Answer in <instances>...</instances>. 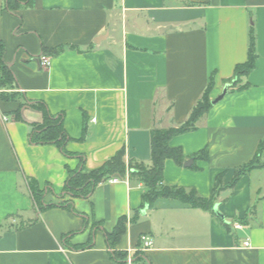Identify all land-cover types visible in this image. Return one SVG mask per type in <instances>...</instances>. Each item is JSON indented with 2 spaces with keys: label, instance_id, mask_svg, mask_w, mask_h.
I'll return each instance as SVG.
<instances>
[{
  "label": "crops",
  "instance_id": "0c3cea01",
  "mask_svg": "<svg viewBox=\"0 0 264 264\" xmlns=\"http://www.w3.org/2000/svg\"><path fill=\"white\" fill-rule=\"evenodd\" d=\"M4 2L0 65L14 82L0 76V264H264V167L219 193L223 218L172 199L144 207L145 185L118 177L89 197L65 194L78 155L88 171L121 151L151 167L153 132L183 124L212 79L211 100L222 94L247 61L253 24L258 61L246 87L229 84L195 131L170 141L193 163L166 160L161 186L210 198L220 174L231 182L264 142V0H35L15 11ZM36 103L63 114L74 156L31 142V125L44 120ZM28 180L52 207L40 210ZM124 218L110 248L107 234ZM144 235L154 244L143 252Z\"/></svg>",
  "mask_w": 264,
  "mask_h": 264
},
{
  "label": "trees",
  "instance_id": "16d2710c",
  "mask_svg": "<svg viewBox=\"0 0 264 264\" xmlns=\"http://www.w3.org/2000/svg\"><path fill=\"white\" fill-rule=\"evenodd\" d=\"M35 0H5L4 6L9 11L19 10L21 8H32ZM255 26L252 24L249 30L248 58L243 64L236 66L234 76L228 84L240 86L239 89L246 87L244 80L255 70L258 61L257 40ZM1 66V65H0ZM0 76L3 86H10L14 82L13 74L3 65L0 67ZM214 89V80L212 79L202 97L193 107L188 119L176 128L158 129L153 132L151 146V167L145 164L126 163L125 151H121L114 158L110 159L102 168L95 171L85 169V156L78 155L81 160V168L77 171H70L65 187V194L71 197H89L94 189L103 181L118 177L128 179L130 182L136 181L142 183L148 189L143 195L144 207H153L159 199H172L180 201L192 208H199L214 212L216 199L219 193L224 190L233 189L238 181L251 171L263 168L261 156L264 150V142L255 158L247 165L236 169L231 182L224 183L225 174H220L214 186L213 194L210 198H203L195 189L187 190L185 188L162 187L165 162L168 159L175 161L183 166L187 160L181 148H175L170 145V141L185 133L193 132L198 128V123L205 117L212 108L210 98L211 91ZM22 107V106H21ZM20 107V108H21ZM34 107L43 113V123L31 125L30 140L34 144L56 145L66 156H74L67 150V144L71 138L67 134L63 124V114L53 115L44 103H36ZM17 119L21 118L20 109L16 112ZM76 156V155H75ZM207 151L196 156V158H206ZM32 192L34 203L45 210L51 205L44 204V191H42L34 180H28ZM257 215V203L250 211V216ZM126 218L120 220L113 234H107V242L112 248L119 237L125 232ZM91 247L83 246L81 249Z\"/></svg>",
  "mask_w": 264,
  "mask_h": 264
},
{
  "label": "built area",
  "instance_id": "2783aa9c",
  "mask_svg": "<svg viewBox=\"0 0 264 264\" xmlns=\"http://www.w3.org/2000/svg\"><path fill=\"white\" fill-rule=\"evenodd\" d=\"M51 62L52 61H51V58L50 57L45 56V55L41 57L42 67H44V68H50ZM4 120H7V119L5 118ZM116 181H118L117 178L113 179V182H116ZM240 227H241V225H239V224H236L235 225V228L236 229H239ZM153 244H154V242H153L152 237L149 236V235H144V236L141 237V247H140V250L143 251V252L144 251H147L148 249L152 248ZM250 246H251L250 242H248V241L245 242L244 247L249 248Z\"/></svg>",
  "mask_w": 264,
  "mask_h": 264
},
{
  "label": "water",
  "instance_id": "95a60500",
  "mask_svg": "<svg viewBox=\"0 0 264 264\" xmlns=\"http://www.w3.org/2000/svg\"><path fill=\"white\" fill-rule=\"evenodd\" d=\"M165 30H166V29H163V31H165ZM229 88H230V85H229V84L226 85L225 88H224V90H223V92H222V94H221L220 96H218L215 100H212V105H213V106L216 105V104H218V103L221 102L222 100H224V98L229 94ZM192 163H193V160H189V161L186 162L185 166H186V167H191ZM214 211H215V213H216L218 216H220L221 218H223V216H222V215L219 213V211H218V206H215V207H214ZM142 212L144 213L145 210H143Z\"/></svg>",
  "mask_w": 264,
  "mask_h": 264
},
{
  "label": "rangeland",
  "instance_id": "374dc122",
  "mask_svg": "<svg viewBox=\"0 0 264 264\" xmlns=\"http://www.w3.org/2000/svg\"><path fill=\"white\" fill-rule=\"evenodd\" d=\"M13 87V84L11 85ZM237 87H240V86H237ZM15 95V94H14Z\"/></svg>",
  "mask_w": 264,
  "mask_h": 264
}]
</instances>
